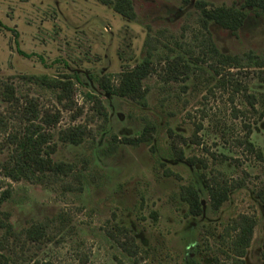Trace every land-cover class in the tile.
Returning a JSON list of instances; mask_svg holds the SVG:
<instances>
[{"label":"rangeland","instance_id":"rangeland-1","mask_svg":"<svg viewBox=\"0 0 264 264\" xmlns=\"http://www.w3.org/2000/svg\"><path fill=\"white\" fill-rule=\"evenodd\" d=\"M130 1L133 21L97 0H0V83L12 85L18 100L0 102V165L13 150L9 138L24 131L32 99L40 111H59V123L45 131L56 143L52 159L72 168L55 184L0 175V218L21 237L32 225L47 226L42 243L21 239L24 264H234L231 225L247 215L257 225L245 264H264V68L252 65L264 59V14L248 12L236 32L214 24L206 32L197 2L238 8L245 0ZM208 44L237 65L215 68L220 57L206 55ZM148 52L155 73L143 82L144 107L100 90L102 78L116 84ZM66 77L71 110L57 103L58 91L36 84ZM249 94L260 102L254 108ZM95 99L107 120L95 113ZM76 125L93 137L78 146L57 141L60 130ZM146 126L154 128L148 142L123 143ZM249 127L263 160L240 144ZM213 183L230 190L217 211L206 189ZM189 185L202 202L197 217L181 199ZM118 226L133 236L134 257L113 241Z\"/></svg>","mask_w":264,"mask_h":264},{"label":"trees","instance_id":"trees-1","mask_svg":"<svg viewBox=\"0 0 264 264\" xmlns=\"http://www.w3.org/2000/svg\"><path fill=\"white\" fill-rule=\"evenodd\" d=\"M97 1L112 8L115 13L126 20L133 21L135 19V12L130 0ZM196 9L199 11L202 29L206 32L209 30L210 24H214L229 32H236L244 24L248 12L255 13L256 15L264 14V0H245L243 5L238 8L225 6L208 7L206 3L199 1L196 3ZM206 53V55L210 54L209 57L211 58L216 55L220 57L216 62L215 68L219 67V65L226 64L231 66L237 65L229 56L218 53L211 44L207 45ZM152 57V53L148 52L146 57L134 68L123 71L117 79L116 84H111V82L102 78L98 83V87L106 95L125 99L144 107L146 105L147 91L143 86V82L155 73L153 71ZM177 59L180 61L181 58ZM259 59L252 65L263 69L264 59ZM172 63L174 69L180 66L177 62L173 61ZM183 65L187 68L186 65L188 64ZM215 72L219 74L218 71ZM262 81H264V78ZM36 84L50 90L58 91L56 97L57 103L65 110L72 109L74 87L70 77H66L64 81L40 78L36 80ZM14 92L15 90L12 85L0 83V102L15 104L18 100ZM247 99L251 108H254L260 103L258 97L254 94H249ZM95 103L99 105L95 111L98 118L102 121L107 120V114L100 100L95 99ZM79 115L80 112L74 116L73 121ZM23 116L24 131L19 136L15 135L9 138L13 150L10 152L7 161L0 165V175L13 182L24 181L31 185L44 183L55 184L61 177L69 176L72 172L71 165L64 162H56L52 159L51 156L56 152V143L53 145L50 144L52 137L45 131V129L55 128L59 123V111H56L54 114L48 111H40L38 110V104L30 99L27 101V108L24 110ZM259 117L264 120V111L260 113ZM153 130L154 128L152 126H146L139 137L131 139L124 138L123 143L126 145H138L148 142L151 136L150 133ZM251 134L252 130L249 127L246 130L244 142L240 144H244L245 149L255 154L258 160H263L262 152L257 150L250 140ZM92 137V130H89L86 125H76L60 130L57 134V141L63 144L78 146L84 140ZM206 189L212 209L218 210L227 201L230 190L217 183H213L212 185L207 184ZM5 195V199H7L8 192H5ZM181 199L187 204L189 215L194 217L201 215L202 205L199 193L193 186L189 185L184 189V192L181 194ZM260 200L264 202V192L262 196L260 195ZM256 225L255 218L247 215H240L231 225L233 232L229 248L234 264L244 263L243 258L247 249L250 247ZM46 228L47 226L45 224L32 225L25 229L23 237H21L22 234L16 232L8 218H5V221L0 218V264L26 263L28 250L23 249L25 246L23 243H42L47 237ZM117 235L119 237L114 236V234L111 235L113 241L117 243L122 252L126 253L129 257H134L138 252V246L133 236L130 235L129 230L124 226H118ZM21 239H23V243L20 242L22 241ZM262 257L264 259V244Z\"/></svg>","mask_w":264,"mask_h":264},{"label":"flooded vegetation","instance_id":"flooded-vegetation-1","mask_svg":"<svg viewBox=\"0 0 264 264\" xmlns=\"http://www.w3.org/2000/svg\"><path fill=\"white\" fill-rule=\"evenodd\" d=\"M181 194H182V193H181ZM181 194H180V195H181ZM228 194H229V193H228ZM219 209H220V208H219ZM219 209H218V210H219ZM263 209H264V207H263ZM215 211H217V210H215ZM263 237H264V229H263ZM247 250H248V249H247ZM246 252H247V251H246ZM262 253H263V252H261V258H262V260H264L263 257H262ZM245 257H246V254H245L244 258H243V262H244L243 264H245Z\"/></svg>","mask_w":264,"mask_h":264},{"label":"water","instance_id":"water-1","mask_svg":"<svg viewBox=\"0 0 264 264\" xmlns=\"http://www.w3.org/2000/svg\"><path fill=\"white\" fill-rule=\"evenodd\" d=\"M202 203V202H201Z\"/></svg>","mask_w":264,"mask_h":264}]
</instances>
